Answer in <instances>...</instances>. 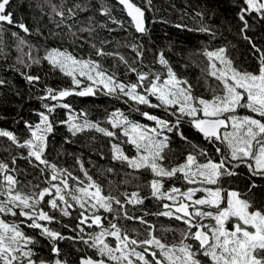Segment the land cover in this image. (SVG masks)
Returning <instances> with one entry per match:
<instances>
[{
    "label": "snow or ice",
    "instance_id": "1",
    "mask_svg": "<svg viewBox=\"0 0 264 264\" xmlns=\"http://www.w3.org/2000/svg\"><path fill=\"white\" fill-rule=\"evenodd\" d=\"M45 2L51 13L60 18L57 28L68 20L75 22L78 12L88 11L86 3H75L65 10L64 0L60 4ZM118 3L135 32L147 35L146 11L152 10V0H146L145 7L135 0ZM234 6L241 25L239 33L251 46L257 67L254 71L241 70L234 65L226 47L205 48L202 54L208 63L204 72L219 82L217 87L207 89L211 94L208 98L195 94L196 86L177 75L164 52H159L156 60L164 72L135 67L137 62H143L142 45H124L136 52L137 59L129 62L118 51H106L104 46L109 43L106 39H100L99 45L95 38L85 41L97 57H112L123 63L126 74H135L134 82L119 80L99 60L80 59L60 48L46 49L42 57L34 56V46L18 32L11 31L17 28L30 34V28L11 10L12 0H0V36L7 30L18 41L16 50L20 55L16 64L31 69L46 61L53 70L71 79L69 87L43 89L38 98L49 103H43V111L35 113L37 121L23 120L29 133L27 138L20 139L14 132L0 129V138L26 150V154L9 153L10 159L0 158V264H69L61 258L63 250L59 242L65 240L94 250L95 256L82 255L78 264H264V48L248 35L257 23H264V0H234ZM99 11L112 24L124 27L123 21L116 19L108 7L101 5ZM195 16L199 18V27L188 28L185 24L175 27L215 39L216 33L204 23V13L197 12ZM66 27L76 37L72 25ZM106 27L89 18L87 26L78 31L91 37L97 28ZM13 69L20 71L15 65ZM21 75L33 87L41 82L38 74L21 72ZM6 83L0 79V87ZM99 93L126 104L131 102L132 110L152 123L135 122L122 110L115 109L105 121L110 128L102 127L100 122L89 120L87 112H77L66 102L69 97H93ZM141 105L158 109L164 115L144 111ZM58 108L65 110V119L55 118ZM58 125L65 126L72 136L94 130L110 138L112 159L132 170L125 175L132 176L141 170L150 172L148 195L141 194L140 185L131 192H105L79 158L76 163L82 177L58 166L48 154L50 137ZM193 134H199L210 147L194 142ZM176 139L187 145L188 150L181 161L166 163ZM124 144L131 145L135 154H126ZM18 160L27 161L39 172V183L20 180L23 172L17 166ZM123 183L130 181L126 179ZM146 200L154 201L158 210L149 212L138 207L145 205ZM128 205L142 214L131 212ZM74 212V226L60 219H71ZM7 216L23 219L9 222ZM148 216L178 221L184 227L158 226L146 219ZM121 220L139 224L143 231L136 227L129 229ZM57 224L74 235H64L52 226ZM25 227L38 230V236L27 234ZM169 232L174 237L171 241L166 235ZM39 238L48 241L52 259H45L37 251Z\"/></svg>",
    "mask_w": 264,
    "mask_h": 264
},
{
    "label": "trees",
    "instance_id": "2",
    "mask_svg": "<svg viewBox=\"0 0 264 264\" xmlns=\"http://www.w3.org/2000/svg\"><path fill=\"white\" fill-rule=\"evenodd\" d=\"M135 2L141 7H145L146 0H135ZM52 3L60 4L61 0H52ZM75 3H86L88 11L78 12L75 22L68 20L57 28L56 23L60 18L51 13V8L45 0H12L11 10L17 18L23 19L31 32L25 34L17 28H11V31L18 32L28 44L34 46L32 51L34 56L39 55L42 57L46 49L60 48L80 59L99 60L105 69L109 72H115L117 78L125 82H134L136 79L135 74H126V66L112 57H97L95 50L90 43L85 42L86 40L95 38L98 45L100 39L108 40L109 43L104 46L105 50L118 51L129 62L137 59L136 52L131 47L124 45H142L143 62L134 64L141 71H148L149 68H152L154 71L164 72L165 70L156 62L158 53L164 52L177 75L188 79L196 86L195 94L204 95L208 98L211 94L207 89L217 87L219 82L213 77L206 76L204 72L208 63L202 54L205 48L213 50L226 47L229 57L234 61V65L241 70L254 71L257 67V61L251 46L239 33L241 25L236 17L238 9L234 6V0H152V10L146 11L148 34L144 36L133 31L123 10L111 0H64L65 10ZM101 5L111 9L112 15L123 21L124 27L121 28L119 25L112 24L107 17L101 16L99 11ZM197 12L204 13V23L216 33L215 39L205 33L189 32L186 29L175 27L177 24H185L188 28L199 27V18L195 16ZM89 18L92 19L93 23H104L107 27L97 28V31L91 37L88 33L79 32L80 27L87 26ZM68 24L72 25V31L76 32V37H73L72 33L68 31L66 27ZM108 29H114V31ZM248 35L253 38L258 46L264 48V23H257L255 28L248 32ZM77 37L82 39H77ZM17 43L16 38L11 36L7 30L0 36V48L3 49V52H0V79L7 81L3 87H0V129L12 131L18 138L24 139L28 137L29 133L24 127L23 120L37 121L38 116L35 113L43 111V103H49V101L42 102L38 98L39 95L43 94V89L45 87L55 89L69 87L71 86V79L58 70H53L46 61H42L40 65H33L31 69L16 64V57L20 55L16 50ZM24 51H28L26 46ZM13 65L20 71L14 70ZM21 72L40 75V84L35 87L27 84ZM205 79L207 84H205ZM85 82L87 83V81ZM66 102H70L77 112L80 110L87 112L88 119L100 122L102 127L110 128V125L105 121L108 114L115 109L122 110L125 115L135 122L152 123L144 120L139 112L133 111L131 102L126 104L121 99L106 96L103 93L93 97L73 96L69 97ZM139 107L153 114L164 115L158 109H149L143 105ZM55 118L57 120L65 119V110L58 108ZM66 140L69 142H65ZM193 140L200 143L202 147H210L203 142L199 134H193ZM122 147L126 154L130 156L135 154V149L131 145L124 144ZM172 149L171 152L167 153L166 163L181 161L183 159L182 154L188 150L187 145L178 139L174 140ZM9 153L26 154V150L16 148L6 138H0V158L10 159ZM48 154L49 158L58 166L68 168L75 175L82 177L83 174L80 172L79 164L76 163L77 158H79L89 174L102 184L105 192L109 190H112L113 194L125 191L131 192L136 190L137 185H140L141 194L148 195L146 185L152 178L150 172L141 170L140 172H134L132 176L125 175L132 172V170L126 164L112 159L110 138L94 130H86L72 136L65 126L58 125L54 134L50 137ZM17 166L23 172L19 177L20 180L32 181L33 183L40 182L37 179L39 172L32 169L27 161L18 160ZM109 168L116 171L109 173L107 171ZM126 179L130 183H123ZM109 181L113 183L109 184ZM168 183L171 184L172 181ZM138 207L146 208L149 212L158 210L156 203L152 200H146L145 205ZM128 208L136 215L142 214L131 205H128ZM75 216L76 213L74 212L71 219L63 220L62 217L60 219L63 223L74 226L76 223ZM5 219L9 222L21 220L19 217L12 216H7ZM146 219L158 226L163 225L176 229L184 227L180 222L168 220L164 217L148 216ZM120 223L127 225L129 229L136 227L143 231V226L133 225L131 221L121 220ZM52 226L60 229L66 236L74 235L68 229L62 228L61 225ZM24 230L29 235H38V232L26 227ZM157 234L160 235V233ZM166 235L169 241L174 238L171 232ZM109 240L111 241V238ZM59 246L63 250L61 258L67 259L69 264H76L78 258L85 254L95 256L94 250L86 248L81 243L74 244L70 240H65L59 242ZM77 249L83 251H77Z\"/></svg>",
    "mask_w": 264,
    "mask_h": 264
},
{
    "label": "flooded vegetation",
    "instance_id": "3",
    "mask_svg": "<svg viewBox=\"0 0 264 264\" xmlns=\"http://www.w3.org/2000/svg\"><path fill=\"white\" fill-rule=\"evenodd\" d=\"M58 215V214H57ZM20 218V217H19ZM21 219V218H20ZM63 220H67V218H63ZM95 229H88L87 231H94ZM38 232V231H37ZM38 236V235H37ZM39 241L41 242L40 244L36 245L35 247L37 248V251L40 253V255H42L45 259H52V254L50 252V246L48 244V241L44 240L43 238H39ZM114 243V241H112ZM46 245V247L44 248V246ZM50 254V256H49ZM39 258V257H37ZM80 258V257H79ZM79 258L77 260L79 261Z\"/></svg>",
    "mask_w": 264,
    "mask_h": 264
},
{
    "label": "water",
    "instance_id": "4",
    "mask_svg": "<svg viewBox=\"0 0 264 264\" xmlns=\"http://www.w3.org/2000/svg\"><path fill=\"white\" fill-rule=\"evenodd\" d=\"M111 1H113L114 3H116L121 9H122V6L121 5H119V3H118V0H111ZM123 10V9H122ZM124 12V11H123ZM124 15H125V17L127 18V20L129 21V18L127 17V15H126V13L124 12ZM133 29V28H132ZM133 31L135 32V30L133 29ZM136 33V32H135ZM136 34H138V33H136ZM138 35H140V34H138ZM21 218V217H20ZM21 219H23V218H21Z\"/></svg>",
    "mask_w": 264,
    "mask_h": 264
},
{
    "label": "rangeland",
    "instance_id": "5",
    "mask_svg": "<svg viewBox=\"0 0 264 264\" xmlns=\"http://www.w3.org/2000/svg\"><path fill=\"white\" fill-rule=\"evenodd\" d=\"M13 221H14V220H13ZM15 221H16V220H15ZM24 229H25V228H24ZM31 230H33V229H31ZM33 231H36V232H37L38 230H33ZM37 234H38V233H37Z\"/></svg>",
    "mask_w": 264,
    "mask_h": 264
}]
</instances>
